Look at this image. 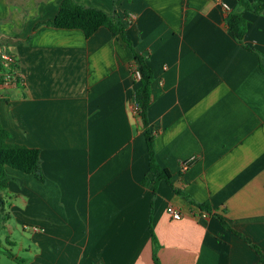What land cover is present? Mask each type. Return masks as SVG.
Here are the masks:
<instances>
[{
	"label": "crops",
	"instance_id": "1",
	"mask_svg": "<svg viewBox=\"0 0 264 264\" xmlns=\"http://www.w3.org/2000/svg\"><path fill=\"white\" fill-rule=\"evenodd\" d=\"M63 1L0 0V47L17 60L20 83L0 84V121L9 142L40 151L39 176L6 168L0 246L14 256L6 257L155 264L152 218L161 264H263L244 239L165 181L156 195L142 186L153 177L133 101L132 52L105 27L87 39L46 26ZM75 1L117 12L148 59L150 130L174 187L264 253V13H244L253 52L228 31L216 0ZM170 205L182 220L168 215Z\"/></svg>",
	"mask_w": 264,
	"mask_h": 264
},
{
	"label": "trees",
	"instance_id": "2",
	"mask_svg": "<svg viewBox=\"0 0 264 264\" xmlns=\"http://www.w3.org/2000/svg\"><path fill=\"white\" fill-rule=\"evenodd\" d=\"M235 1L237 2L236 7L226 14V26L228 31L240 45L250 51L256 52V50L250 48L244 43L248 26L244 13L250 12L254 15L263 14L264 0ZM46 26L63 30H81L87 39L91 38L100 28L105 27L114 35V37L120 38L127 44L132 52V67L135 66L136 70L141 75L140 80H137L134 77V71H132L134 83H139L138 88L134 92L133 101L138 105L139 114L144 123L149 156V173L153 177L150 178L149 176H146L141 182L142 186L149 187L152 185L154 194L156 195L159 183L161 181H165L174 189L177 195L185 198L191 204L196 205L208 215L216 217L220 221L223 228L231 230L235 235L244 239L250 247L256 251L260 262L264 264V253L259 246L254 244L249 238L233 230L222 216L212 212L209 205L198 204L188 194L175 188L172 183V175L170 171L162 168L158 163L156 158V145L151 134L148 120V112L152 105V85L154 82V73L148 64V59L140 55L135 50L133 43L127 37L126 25L122 17L117 12L108 14L96 8L86 7L77 3L75 0H64L56 17L52 21L46 22ZM11 58L12 62L8 68L4 67L0 62V84L4 83V74L8 73L13 78V83L20 85L17 73L19 71V65L17 60L12 55ZM9 140L10 134L2 127L0 121V222L4 213L2 192L8 186L6 168L10 167L26 174H33L36 176L40 175V151L26 146L13 144L9 142ZM150 231L152 233L153 260L155 264H161L158 256L161 246L153 232L152 218H150ZM6 255L11 258L14 257L10 252L6 253Z\"/></svg>",
	"mask_w": 264,
	"mask_h": 264
},
{
	"label": "built area",
	"instance_id": "3",
	"mask_svg": "<svg viewBox=\"0 0 264 264\" xmlns=\"http://www.w3.org/2000/svg\"><path fill=\"white\" fill-rule=\"evenodd\" d=\"M220 6L222 7L223 11L225 14H227L228 12L231 11V8L229 7V5L225 2V0H216ZM0 62L1 64L8 68L10 63L12 62V58H11V55L6 52L3 48L0 47ZM134 71V77L137 79V80H140L141 78V75L140 73L135 69V70H132ZM18 73V72H17ZM4 85H10V84H13V78L11 77V75H9L8 73H5L4 74ZM136 106V109L138 110L139 112V107L137 104H135ZM193 161V158L182 163V169L183 170H187L188 167H189V164ZM167 213L168 215L173 219V220H176V221H180L182 220L183 218V214H182V211L178 208H176L175 206L173 205H170L168 206L167 208ZM203 217H208L209 215L207 213H204L202 215ZM40 229L35 227L34 228V231L38 232Z\"/></svg>",
	"mask_w": 264,
	"mask_h": 264
},
{
	"label": "rangeland",
	"instance_id": "4",
	"mask_svg": "<svg viewBox=\"0 0 264 264\" xmlns=\"http://www.w3.org/2000/svg\"><path fill=\"white\" fill-rule=\"evenodd\" d=\"M132 68H133V70L136 69L135 66H133ZM7 249L8 248L5 245H4V247L0 246V258H1L0 264H18L14 261H11L9 258L6 257V253L8 252V250H10V249H8V250ZM12 252L14 255H18V249L17 248H13ZM10 253H11V251H10Z\"/></svg>",
	"mask_w": 264,
	"mask_h": 264
}]
</instances>
